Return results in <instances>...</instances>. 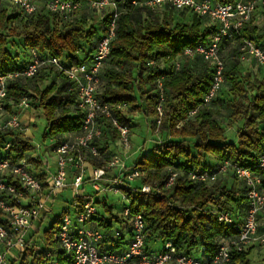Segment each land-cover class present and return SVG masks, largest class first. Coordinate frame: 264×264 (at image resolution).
I'll return each mask as SVG.
<instances>
[{"label": "trees", "instance_id": "1", "mask_svg": "<svg viewBox=\"0 0 264 264\" xmlns=\"http://www.w3.org/2000/svg\"><path fill=\"white\" fill-rule=\"evenodd\" d=\"M121 9L111 55L101 71L99 98L103 103L126 105V109L118 113V119L130 131L135 128V122L129 111L151 121L153 130L158 126L162 139L153 144L149 154L141 156L134 163L128 162L125 169L115 176L124 177L133 171L145 174V177L134 182L126 181L121 189L130 200L131 212L141 214L145 220L148 245L171 242L182 254L191 256H194V251L201 249L206 260H200L210 263L224 243L223 240L236 238L239 234L249 205L247 188L245 185L244 189L235 184L229 186L227 182L217 184L219 181L215 183L217 185L209 186L192 182L187 176L194 171L215 172L225 162L256 170L259 156L264 153V76L243 74L235 67L228 71L225 62L223 87L227 81L231 84L230 98L225 101L222 97V87L213 102L205 105V97L212 86L213 67L200 58H183V55L187 49L206 45L217 32V26L188 11L166 8L164 15L160 16V12L152 13L144 7H133L130 2L121 6ZM174 12L181 14V20L174 18ZM188 14L191 15L190 20L184 21ZM111 18V14L103 17L97 29L96 25L86 28L79 16L72 21H61L49 13L21 18L14 10L10 15L2 9L0 73L23 71L30 64L33 50L42 57L61 60L65 57L63 62L67 66L86 63L105 35ZM261 19V23H264V10ZM98 30H102V36H97ZM15 39H19L24 46L22 58L20 53L13 55L11 51ZM243 39L254 42L264 50V33H261L260 25H248L240 35L222 43L223 59L225 48L232 43L236 44L240 58L239 46ZM79 54L83 55L82 58ZM179 59L181 68L177 70L176 62ZM44 72L48 76L54 74L58 81L44 89L36 87L32 91L27 83L38 78L44 82L41 79ZM159 82L163 86V102L157 88ZM23 98L31 101L32 109L44 112L47 127L43 140H56L50 149L52 153L68 137L83 132L84 116L78 109V97L72 90V83L53 67L43 69L32 80L10 84L6 101L18 106ZM223 103L232 110L230 120L241 125L236 143L227 141L226 128L213 111L214 107ZM12 106L8 105L7 108L11 109ZM160 106L163 116L158 125ZM194 111L196 114L191 116ZM119 137L118 131L105 122L103 136L97 141L105 160L107 152L116 145ZM7 144L15 158L29 160L36 176L42 181L46 180L51 173L50 165L43 163L42 155L28 159V153L35 149L22 132H0V152ZM209 159L215 163H209ZM92 163L96 167L102 166ZM173 172L180 173V176L170 188H166ZM232 178L239 181L234 175ZM137 181L140 183L135 184ZM144 185L151 186L152 193H142ZM156 190L161 192L160 195ZM83 198H78V202L82 203ZM99 204L104 206L110 216L106 219L99 214V218L95 219L98 229L104 233L99 250L122 253L131 240L129 223L122 215L113 216V208L106 201ZM77 209L76 206L66 208L36 242L42 251L29 247L20 261H13L12 264H47L43 251H50L60 264H74L73 259L60 250L55 235L60 229L62 217L71 210L77 212ZM223 212L231 213L233 226L219 222V214ZM117 231L123 233L119 238H115ZM250 254L251 250L234 252L228 264H252Z\"/></svg>", "mask_w": 264, "mask_h": 264}, {"label": "built area", "instance_id": "2", "mask_svg": "<svg viewBox=\"0 0 264 264\" xmlns=\"http://www.w3.org/2000/svg\"><path fill=\"white\" fill-rule=\"evenodd\" d=\"M130 2L133 7H144L152 13L166 8L176 11H188L214 23L218 30L206 45L187 49L183 58L196 59L210 63L213 67V81L209 93L205 97V105H209L217 97L225 82V61L222 57V43L240 35L248 25H255L261 20L264 0H0V6L9 4L21 18H29L38 13H49L59 20L72 21L87 6L93 12H105L112 15L107 31L90 60L78 66H67L59 58L42 57L37 51L31 52L30 64L23 70L11 74L0 73V117L6 112L9 86L14 81H28L39 75L46 68L53 67L63 73L72 83V90L78 97V109L84 116L83 132L68 137L55 149L56 170L49 173L45 181L39 179L34 166L27 159L15 158L7 144L0 152V264L19 262L29 247L41 250L36 246L40 232V221L46 214L49 203L54 196L71 188L77 193L74 206L61 219L60 229L55 235L59 248L74 264H228L234 252L245 253L255 247L264 248V230H261V217L264 213V153L259 156L256 170L239 166L231 162L223 163L215 172H190L188 180L207 185H214L222 177L232 173L247 188L248 210L244 222L236 238L224 242L210 263H205L195 256L182 254L171 242L163 245L160 252L152 251L147 244L146 223L141 214H133L130 200L122 193L125 182H134L145 177L144 172H129L124 177L113 176L109 179L111 169L121 173L125 162L115 156L106 161L97 141L103 136L104 123L108 122L119 133V142L125 150L129 149L131 131L123 126L118 113L126 109V105L103 103L99 98L102 86L101 71L107 65L111 46L117 36L118 20L122 9ZM242 61H256L264 67V50L250 40H242L239 46ZM153 65V63H151ZM181 60L176 62L180 70ZM163 102V86H157ZM30 100L23 98L18 110L30 108ZM17 110V111H18ZM160 125L163 116L162 107H158ZM196 112H192L194 116ZM21 115L18 112L0 120V132L21 131ZM36 156L35 158H37ZM96 162L101 167H96ZM44 164L49 166L48 161ZM89 166L92 167L90 171ZM180 173L173 172L166 188H170ZM86 184H91L97 193H121L129 204L124 206L122 216L129 223L131 240L128 248L122 253L101 252L100 244L104 233L97 227L96 218L99 210L91 196H80L78 193ZM157 189V186H156ZM142 193H152L153 188L144 185ZM158 195L160 191L156 190ZM84 197L79 203L78 198ZM219 222L231 227L234 219L229 212L219 214ZM116 232L115 238L122 236ZM42 251V250H41ZM47 264H60L58 258L50 251H43Z\"/></svg>", "mask_w": 264, "mask_h": 264}, {"label": "rangeland", "instance_id": "3", "mask_svg": "<svg viewBox=\"0 0 264 264\" xmlns=\"http://www.w3.org/2000/svg\"><path fill=\"white\" fill-rule=\"evenodd\" d=\"M7 10L8 13L11 15L13 12L12 7L9 4H3L0 6V10ZM110 10H107L105 12H93L91 11L87 6H83L81 12L76 17H81L82 21L84 22V25L86 28H89L92 25H96L97 29H99L100 23H102L103 17H105ZM166 10L160 11V16L164 15V12ZM174 18L178 21L181 20V14L179 12H174ZM190 14H188L187 18L184 21L190 20ZM262 19L257 23L261 27V33H264V23H261ZM15 25L19 26V23H16ZM102 27V25H101ZM102 30H98L97 36H102ZM24 46L21 42H19V39H15V42L12 43L11 51L13 55H16V53L21 54V58L24 57L22 55ZM83 55L79 54V57L82 58ZM223 56L226 62V67L228 71L235 69L240 70L241 73H251L254 77H263L264 76V67L260 66L256 61L250 60V61H242L239 58L238 55V49L236 44L232 43V45L225 48L223 52ZM65 61V57L63 59ZM201 65V64H200ZM41 79H44V82L39 81V78L28 82L27 85L29 88L32 89V91L39 87L41 89H44L46 86L52 85L54 82L58 81V77H55V75L51 74V76H48L47 73L41 74ZM58 76V75H57ZM231 84L227 81L226 84L223 87L222 97L226 100L230 98V91ZM214 113L217 115V119L220 121V123L226 128V139L229 143L231 142H237V131L238 128H240V123H233L230 120V116L232 113V110L228 107L226 103H223V105L214 107ZM16 111V109H10V113L13 114ZM30 114H28L27 120L24 119L23 121V127L20 132L24 134L26 139L31 143L32 147L35 149L28 153V159H33L38 155H42V160L46 163L48 161L50 165V171L51 173L56 170V156L53 154L50 150L52 146L56 144L55 139H47L46 141L43 140V136L47 127V121L44 115V112L42 110H35L30 109ZM130 117L134 119L135 122V128L131 130L130 134V143H129V149L125 150V147L123 148L121 146V143L119 141L116 142V145L112 146L110 150L107 152L106 155V161H111L112 158L115 156L120 157L125 164L134 163L138 159H140L141 156L149 154L151 152V148L153 147V144L156 141H159L162 139V133L159 130V127L156 126V129L153 130L151 126V121H147L144 119V117L139 113H133L129 111ZM7 116L0 117V120L2 118H7ZM209 163L214 164V160L209 159ZM212 166V165H211ZM109 179L112 178L114 175L118 174V170L111 169L109 171ZM227 182L229 186L235 184H238V181L234 178H232V173L229 174L226 177H222L217 184H223ZM140 181H137L135 184H139ZM209 185V186H215ZM83 195L85 192V195H89L94 198L95 202L103 203L107 202V204L113 208L112 214L113 216H121L124 206H127L129 202L127 200L123 199V195L121 193L115 194L114 192H108L107 194H97L91 184H86L84 190L79 191L78 193ZM63 194L61 196H58L55 199V204L51 206L52 212L48 215V217L45 218L43 225L40 228V233L37 235V240L42 238L44 236L45 232L50 229L53 222L57 220L62 213L65 211L66 208L71 206L72 202H74L77 193L73 192L71 189L64 190L62 192ZM97 203V207L99 210V214L102 217H105L106 219H109L110 216L106 212L103 205ZM73 211V210H72ZM262 220V226L264 227V213L261 217ZM151 246H155L157 250L163 249V244L161 242H157L156 244H150ZM250 259L252 261V264H264V248L262 249H254L250 255Z\"/></svg>", "mask_w": 264, "mask_h": 264}, {"label": "crops", "instance_id": "4", "mask_svg": "<svg viewBox=\"0 0 264 264\" xmlns=\"http://www.w3.org/2000/svg\"><path fill=\"white\" fill-rule=\"evenodd\" d=\"M210 23H212V22H210ZM213 24V23H212ZM8 105H10V106H12L13 104L11 103V102H8ZM12 109H16V111L18 110L17 109V106H12ZM30 109H32L31 108V106H30V108L29 109H27V110H19V112H20V115H21V120H22V124H23V121H24V119H26L27 120V118H28V114H30ZM11 113H10V109H6V112L4 113V115H3V117L4 116H7V115H10ZM39 156V155H38ZM89 169H90V171L92 170V167L91 166H89ZM238 187H240L241 189H244V183L243 182H240V181H238ZM84 188H85V186H84ZM84 188L82 189V190H84ZM69 189H71V188H69ZM67 190V189H66ZM72 190V189H71ZM81 191V190H80ZM63 191H60V192H58L55 196H54V198H53V200L49 203V205H48V209H47V212H46V214H44V216H43V218L41 219V221H40V224H41V226L43 225V223H44V220H45V218L46 217H48V215L52 212V210H51V206H53L54 204H55V199L58 197V196H61L63 193H62ZM73 192H74V190H73ZM81 193V192H80ZM80 196H86L85 195V192L83 193V195H82V193L80 194ZM73 203V202H72ZM262 216H263V214H262ZM263 224H262V220H261V228H263V226H262ZM117 226V225H116ZM228 239H225V240H223L224 242H226ZM151 244H153V243H151ZM154 244H156V243H154ZM151 249H152V251H154V252H160L161 250H157L156 249V247L155 246H151ZM254 249H262V248H260V247H255V248H253L252 250H251V253H252V251L254 250ZM251 255V254H250ZM194 256L196 257V258H198V259H205L206 260V258L203 256V252H202V250L201 249H199V250H196V251H194ZM250 257V256H249Z\"/></svg>", "mask_w": 264, "mask_h": 264}]
</instances>
